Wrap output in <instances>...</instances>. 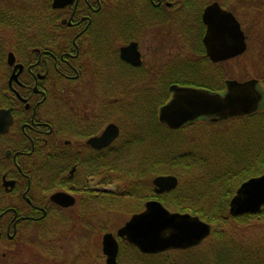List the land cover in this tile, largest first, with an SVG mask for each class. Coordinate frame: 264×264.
Masks as SVG:
<instances>
[{
	"label": "flooded vegetation",
	"instance_id": "af4514ba",
	"mask_svg": "<svg viewBox=\"0 0 264 264\" xmlns=\"http://www.w3.org/2000/svg\"><path fill=\"white\" fill-rule=\"evenodd\" d=\"M246 1L254 15L264 12V0H3L14 25L0 26V260L54 215L118 191L134 101L150 95L151 77L165 88L173 78L165 72L190 61L195 79H222L221 89H202L225 93L221 68L249 47L238 8ZM218 11L233 16L246 49L213 61L204 38ZM166 46L176 51L168 62ZM174 84L188 86L170 83L169 91ZM109 126L116 135L102 139ZM156 176L153 193H167H156Z\"/></svg>",
	"mask_w": 264,
	"mask_h": 264
},
{
	"label": "trees",
	"instance_id": "16d2710c",
	"mask_svg": "<svg viewBox=\"0 0 264 264\" xmlns=\"http://www.w3.org/2000/svg\"><path fill=\"white\" fill-rule=\"evenodd\" d=\"M10 12L0 0V26L6 30L13 29L10 26L14 25ZM184 66L165 84L162 96L153 98L142 92L141 96H135L139 101H134L132 108L133 145L146 148L126 172L128 179L131 178L128 190L103 193L101 199L111 204L128 195L141 202L155 198L171 211L199 216L212 225V233L199 246L157 254H143L132 244L119 240L117 264H264V206L254 214H229V201L237 187L264 172V99L262 106L249 115L219 122L200 118L179 129H169L158 122L155 111L169 99L170 83L212 91L222 88V79L213 77L207 82L195 79L192 62ZM260 88L264 93V76ZM198 121H202L198 127L200 135L189 141L184 132ZM171 171L176 172L178 186L170 192L154 194L147 177ZM135 175L143 179L141 184ZM253 225L259 228L255 232ZM202 246L205 251H200ZM51 260V264H59L58 257Z\"/></svg>",
	"mask_w": 264,
	"mask_h": 264
},
{
	"label": "water",
	"instance_id": "95a60500",
	"mask_svg": "<svg viewBox=\"0 0 264 264\" xmlns=\"http://www.w3.org/2000/svg\"><path fill=\"white\" fill-rule=\"evenodd\" d=\"M210 11L207 12L209 14ZM208 18V17H207ZM208 22V20H207ZM204 42L208 56L213 61L228 59L242 54L246 49L244 36L231 14L218 11L211 22ZM10 53L8 62L12 63ZM257 79L226 81L225 93L211 92L206 89L171 85V98L158 110V120L171 129L182 127L200 117H209L213 121L244 116L257 110L262 94L257 87ZM111 131L115 136L117 129L109 128L102 139ZM102 141V140H101ZM156 193L168 192L177 186L174 175H159L153 178ZM70 200L64 205H72ZM264 205V172L254 176L237 188L229 201V213L238 216L257 213ZM212 231V226L199 216L189 213L172 212L160 201L145 202L144 209L133 214L114 235L107 232L102 236V252L106 264H117L119 242L124 239L134 245L143 254H156L172 249H187L199 245Z\"/></svg>",
	"mask_w": 264,
	"mask_h": 264
},
{
	"label": "rangeland",
	"instance_id": "374dc122",
	"mask_svg": "<svg viewBox=\"0 0 264 264\" xmlns=\"http://www.w3.org/2000/svg\"><path fill=\"white\" fill-rule=\"evenodd\" d=\"M250 4L246 1L245 5L238 6L240 16L245 21L247 30L251 35L248 39L249 47L243 55L231 59L221 68L223 70L220 71L225 79L244 81L255 78L260 80L264 76V12L254 15L251 12ZM168 47L166 46L164 53L166 62L172 59L176 53L174 48L169 47L170 49H168ZM177 64L176 66H179V63ZM172 72L176 76V71L168 70L165 72L166 80L172 76ZM152 80L151 77L147 83L149 86L143 88L145 90L150 88V94L153 98L162 96L164 87L153 84ZM259 89H261L260 86ZM157 111L156 108V117ZM146 113L149 114L148 111ZM199 122L202 121L188 126L184 132L189 141L200 135V131H198L201 130L198 129ZM133 130L129 132H133ZM125 135L130 136L132 134L125 132ZM145 148L144 145H137V147L132 145L131 148H127L130 159L118 165V179L113 184L118 191L128 190L131 178L128 179L126 172L131 166H134V161L138 158L137 155ZM172 173L175 175L176 172H169V174ZM152 177H147L150 183ZM135 179L139 184L143 180L136 175ZM99 203L90 208H82L78 205L74 209L54 215L48 220L43 232L40 234L36 232L33 236L29 235L30 241L27 244L19 245V247L10 250L7 248L9 253L0 260V264H51L53 263L52 257H58L59 264L72 262L76 264H88L89 262L105 264V256L101 249L102 235L106 232L115 234L117 229L123 226L134 213L143 209V202L128 195L122 199L113 200L111 204H105L103 199L99 200ZM258 229L257 225H253V232ZM205 250L206 248L203 247L200 251Z\"/></svg>",
	"mask_w": 264,
	"mask_h": 264
}]
</instances>
